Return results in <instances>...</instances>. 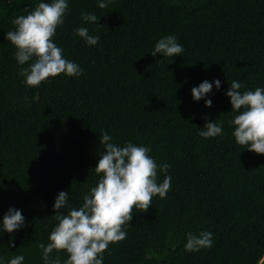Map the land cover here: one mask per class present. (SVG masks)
Wrapping results in <instances>:
<instances>
[{"label": "trees", "instance_id": "16d2710c", "mask_svg": "<svg viewBox=\"0 0 264 264\" xmlns=\"http://www.w3.org/2000/svg\"><path fill=\"white\" fill-rule=\"evenodd\" d=\"M39 2L50 0H0V222L10 207L25 217L22 228L0 235V255L43 264L36 245L58 223L55 198L65 191L70 205L82 204L99 179L106 131L114 144L148 146L158 164H170L171 190L146 212L134 210L127 237L109 245L103 264H264V154L236 144L225 95L233 80L242 92L264 88V0H112L105 9L68 0L53 40L83 72L26 87L5 35ZM82 12L104 27L83 22ZM79 27L99 42L86 46ZM168 35L181 56H151ZM205 80L221 82L204 98L211 107L191 96ZM216 120L223 134L201 138ZM201 231L213 234L212 247L186 252V234Z\"/></svg>", "mask_w": 264, "mask_h": 264}, {"label": "clouds", "instance_id": "9594fccd", "mask_svg": "<svg viewBox=\"0 0 264 264\" xmlns=\"http://www.w3.org/2000/svg\"><path fill=\"white\" fill-rule=\"evenodd\" d=\"M112 0H98V8L105 9ZM69 11L68 0L39 2L34 8H25V14L14 18V30L6 33L5 39L14 47V58L19 66L18 75L23 77L26 87H39L49 78L60 74L66 77H79L83 69L64 58V50L53 40L56 30L65 22ZM95 14L82 12L85 23L98 24ZM74 33L86 46H94L99 35H90L88 27L75 28ZM183 46L174 35L156 41L151 56L158 53L163 58L181 56ZM162 60V59H161ZM27 64V67H23ZM221 82L207 80L191 89L194 101L204 99ZM244 84L233 80L225 95L230 98V120L232 136L237 145L256 154H264V88L241 91ZM27 99V98H25ZM205 107H211V99H204ZM223 134V122H206L198 135L203 139ZM106 131L99 135L103 151L94 168L99 177L95 186L83 195L82 204L74 207L68 203L69 192L60 191L54 201L53 211L58 222L48 236V242L37 243L43 264H103V254L110 244L123 241L127 237L126 228L133 219L134 210L146 212L152 199L166 198L171 190V176L167 175L171 165L158 164L149 153L150 147L135 145L131 141L123 146L114 144ZM164 174L162 182H158ZM66 209V211H65ZM25 217L21 210L10 207L0 222V235L14 233L22 228ZM184 244L186 252H198L212 247L213 234L201 231L198 235L189 232ZM11 237L8 247H13ZM57 255L53 256V252ZM66 255L61 259L59 253ZM25 257L16 255L6 259L0 255V264H23Z\"/></svg>", "mask_w": 264, "mask_h": 264}]
</instances>
